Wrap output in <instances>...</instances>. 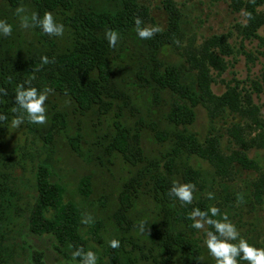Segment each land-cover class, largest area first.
<instances>
[{
	"label": "trees",
	"instance_id": "trees-1",
	"mask_svg": "<svg viewBox=\"0 0 264 264\" xmlns=\"http://www.w3.org/2000/svg\"><path fill=\"white\" fill-rule=\"evenodd\" d=\"M23 1L0 0V20L12 25L11 35L0 37V89L4 90L0 94V114L5 117L0 121V150L4 131L15 115L11 111L15 106V87L32 78L31 86L48 89L45 105L50 110L46 129H51L49 139L63 133L78 156H83L87 148L91 159L108 172L109 165L119 159L125 164V174L118 180L110 214L87 223L79 204L65 199L63 183L50 181L46 163L33 166L35 194L30 204L25 203L15 164L6 162L0 151V264H24V260H19L22 246L12 237L20 223L31 235H50L54 248L65 257L73 258L71 253L77 249L91 250V243H96L103 248L102 256L108 257L104 261L97 255L96 264H201L203 250L193 237L191 209L207 211L209 206H215L219 212L214 219H220L221 214L228 218L227 208L235 210L237 206L227 195L220 199L214 192L211 199L204 193L197 202L182 205L169 194L171 185H195L199 180L201 188L206 187L209 179L190 163L192 157L201 158L212 167L208 172L211 181L216 176H226L227 166L231 170H249L255 162L247 154L253 145L247 144L237 126L232 127L230 134L240 146L228 156L217 150L219 136H213L215 130L211 133L210 128L202 136L190 129L197 108L206 110L212 124L220 108L245 113L259 129L257 138L264 137V124L256 117L255 106L239 107L234 90L219 96L211 91L210 68L225 69L215 50L229 53L227 36H210L198 50L190 46L183 51L180 13L174 0L162 1L166 27H159V32L144 40L135 34V19L141 20L142 27L157 24L148 25V8L137 0H30L29 12L42 15L48 11L64 29L57 37L35 27L38 36L27 40L16 16L2 6L8 2L13 8L20 7ZM230 4L235 10L250 14L246 28L258 36L257 28L264 25V11L260 8L264 0H230ZM106 30L118 33L115 47L107 44ZM169 47L179 55L177 62L163 58V51ZM41 57L49 62L41 63ZM124 61L154 102L147 108V117L138 116L132 124H128L123 111L132 108L134 101L113 78L114 67ZM187 71L195 76L193 86L181 81ZM173 93L180 96L181 102L173 100ZM51 97L57 102H52ZM58 98L68 100L72 110L82 117L78 133H67L68 113L59 106ZM146 142L155 147H147ZM259 142L264 144V138ZM257 185L264 186L262 176ZM93 190V176L86 173L79 181L78 191L88 197ZM257 190L260 197L263 190ZM141 221H145L143 232L138 228ZM207 226L211 230V225ZM106 236L108 240L117 239L119 246L109 247ZM33 259L34 264H46L41 255ZM73 259L80 261V257Z\"/></svg>",
	"mask_w": 264,
	"mask_h": 264
},
{
	"label": "rangeland",
	"instance_id": "rangeland-1",
	"mask_svg": "<svg viewBox=\"0 0 264 264\" xmlns=\"http://www.w3.org/2000/svg\"><path fill=\"white\" fill-rule=\"evenodd\" d=\"M24 1L22 7L28 11L30 0ZM137 1L148 8L149 26L156 23L162 29L166 27L167 14L163 8V0ZM174 1L180 13L179 29L183 51L189 49L190 46L197 49L210 36L220 34L227 36V42L230 45L229 53L226 54L219 49L215 50L222 58L225 69L210 68L209 71L212 79L210 88L213 95L219 96L226 90H234L237 94L239 107L252 109L255 106L256 117L264 124V25L257 28L258 36L252 34L246 28L247 18L242 14L244 10L232 8L230 0ZM2 6L14 14L18 20L15 13L17 7H11L8 2L3 3ZM260 8L264 11V4ZM20 28L27 40H35L38 36V30L35 27ZM165 49L162 53L163 58L170 62H177L179 55L176 50L171 47ZM118 63V67H114L113 78L121 88L129 92L134 101L132 108H125L123 111L128 124H132L138 116L147 117V108H150L154 102L140 86L138 79L130 70V65L125 61ZM186 73L181 81L193 86L195 82L193 72L187 71ZM50 99L52 102H57V98L51 97ZM58 99L59 106H62L61 108H64L68 113L67 133L69 135L78 133L82 117L77 115V111L72 110L68 100ZM173 100L181 102L180 96L176 93H173ZM45 114L47 119L42 125L32 124L25 120L14 129L9 124L3 134L0 151L6 158V162L15 164L14 170L16 174L20 175L19 184L23 191V201L25 203L27 201L28 204L33 201L35 194L33 166L37 163H46L50 171V181L63 183L66 187L65 199L76 201L79 204L83 211L84 222L88 223L109 215L110 204L116 194L118 180L125 174V164L117 159L113 165H109L111 172H108L91 159V152L87 148H85L83 156L75 154L70 149L63 133H56L49 139L51 129L49 128L47 131L46 129L49 127L50 110L47 106ZM234 126L243 131L247 144L253 145L249 147L247 154L255 162L254 167L249 170L240 167L231 170L230 166H227L229 172L227 171L226 176H216L215 181H211L208 172L211 173L212 167L205 160L192 157L190 163L201 169L202 174L209 179L204 188H201L202 181H195L192 202L195 203L202 199L204 193L214 192L220 199L223 194L227 195L230 201L237 206L235 210L227 208L228 220L230 219L229 221L236 226L244 239L258 248H264V186L257 185L260 183L261 176L264 178V144L259 142L264 137L257 138L259 129L256 128L252 117L245 113L234 112L229 108H220L212 124L209 122L206 110L199 106L195 121L190 129L202 136L206 135L210 128L211 133L212 130H215L213 136H219L217 150L221 155L228 156L231 150L239 149L240 146V143L230 134ZM251 138L254 140L253 143ZM146 146L155 147L149 142H146ZM86 173L93 176L94 185V190L88 197H84L78 191L79 181ZM223 178L225 179L223 180ZM257 188L263 190L262 194H259L260 197L256 195L259 192ZM51 214L52 211L47 213L48 216ZM219 216L221 217V215ZM18 225L21 227L15 228L17 232L13 233L12 237L22 246V250H19L22 259L19 258V260L21 262L24 260V264H34L33 258L39 257V255L42 256L46 264H79L73 258L65 257L64 254L58 252L53 246L54 241L50 235L34 236L29 234L21 223ZM208 230L210 229L207 224L201 229H194L193 237L203 250L201 264H215L214 259L209 256L203 245L205 233ZM108 241V236H106V242ZM91 251L96 253V256H102L104 253L103 248L96 243H91ZM107 258V256H102L104 261ZM237 261L238 264H247L246 261H240L239 257H237Z\"/></svg>",
	"mask_w": 264,
	"mask_h": 264
},
{
	"label": "clouds",
	"instance_id": "clouds-1",
	"mask_svg": "<svg viewBox=\"0 0 264 264\" xmlns=\"http://www.w3.org/2000/svg\"><path fill=\"white\" fill-rule=\"evenodd\" d=\"M15 13L18 17L20 27L31 28L38 27L44 34L48 36H61L64 26L58 20H55L52 13L45 11L42 15H38L35 11H27L24 7H17ZM249 16L247 12L242 13ZM135 34L141 39L151 38L154 33L160 31L158 25L151 27L141 26V20L136 18ZM12 33V25L0 20V37L10 36ZM104 38L109 47H115L118 39V33L115 30H106ZM46 57H41V63H48ZM26 80L24 84H17L14 90V107L11 111L15 114L10 120V125L14 129L24 123L25 120L32 124L42 125L45 123L46 106L48 89L38 90L35 86H31L30 80ZM28 85V86H25ZM4 92L0 89V94ZM4 115L0 114V121L4 120ZM195 186L192 183H173L169 189V194L174 196L182 205L191 204L193 200V192ZM208 197L212 198V193H208ZM219 209L215 206H209L207 211L199 208H192L189 213V219L192 220L191 227L201 229L205 224L211 225V230L206 231L203 245L207 253L215 261V264H238L237 257L240 261H246L247 264H264V248H258L250 244L244 239L236 226L231 223L227 216L221 214L220 219H214ZM145 221H141L138 225L139 231L143 232ZM109 247L116 248L119 241L115 238L108 241ZM72 257H80L79 264H96L97 256L91 250L77 249L71 253Z\"/></svg>",
	"mask_w": 264,
	"mask_h": 264
}]
</instances>
